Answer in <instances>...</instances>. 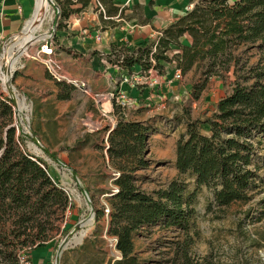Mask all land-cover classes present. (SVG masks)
I'll return each instance as SVG.
<instances>
[{
  "label": "trees",
  "instance_id": "trees-1",
  "mask_svg": "<svg viewBox=\"0 0 264 264\" xmlns=\"http://www.w3.org/2000/svg\"><path fill=\"white\" fill-rule=\"evenodd\" d=\"M90 2L56 0L61 22L88 8ZM112 2L96 0L108 16L117 12ZM183 35L191 38L189 47L180 44ZM172 48L179 52L169 58ZM249 52L258 55L252 65L249 57L244 59ZM120 53L116 61L122 67L135 65L141 73L150 68L160 73L161 61L174 62L181 75L193 67L202 69L203 84L211 76L222 77L232 67L235 79L230 93L217 101L216 111L202 122L209 128L208 136L199 132L200 122L191 121L185 112V133L175 144L177 177L166 187L147 193L136 183V173L151 164L146 158L148 140L154 133L150 126L126 120L123 108L118 107L116 124L107 137L106 155L117 187L107 199V234L116 238L121 254L113 264H138L135 233L156 225L181 234L182 242L175 243L182 250L179 264H194L190 221L199 190L211 189L209 207L222 209L249 201L264 181L259 176L264 170L260 154L264 145V0H198L192 10L144 47ZM27 137L14 123L11 100L0 94V264H18L22 248L31 246L32 250L46 243H37L43 237L34 236V224L52 215L63 217L71 208L67 194L48 175L46 162L21 149ZM183 176L193 183L191 193ZM102 215L97 211L95 219ZM71 229L72 225H66L63 233ZM57 247L55 243L54 250Z\"/></svg>",
  "mask_w": 264,
  "mask_h": 264
},
{
  "label": "rangeland",
  "instance_id": "rangeland-1",
  "mask_svg": "<svg viewBox=\"0 0 264 264\" xmlns=\"http://www.w3.org/2000/svg\"><path fill=\"white\" fill-rule=\"evenodd\" d=\"M51 5L50 15L33 33L38 40L29 44L26 55H18L14 46L23 39V29L12 38L0 40V77L10 73L9 81L13 87L11 92L5 89L1 77L0 94L11 100L14 123L28 136L20 147L45 161L47 173L55 185L71 197V208L65 211L63 217L52 215L43 218L40 224H34L32 232L34 236L43 237L37 243L59 245L68 235L63 233L66 225L73 228L78 222L90 219V201L95 212L92 224L78 229L72 236V244L64 252L69 250L74 253L72 257L63 253L60 264H113L121 258V254L116 248V238L107 234L109 219L106 206L107 196L115 193L117 187L114 184L116 175L108 164L106 147L109 130L117 121L115 113L120 109L115 97L110 94H99L102 95L100 97L87 88L84 92L72 83L54 82L47 75L44 64L35 59L47 38L52 39L56 59L63 51L56 32L59 25H64L57 13L56 0H52ZM10 46L13 49L8 54ZM67 55L71 58V69H75V56ZM13 56L16 63L10 70L9 62ZM247 57L249 65L258 59L255 52H249L244 59ZM66 74L75 79L70 73ZM234 79L231 67L222 77L211 76L203 84L202 69L193 67L177 83L178 98L172 97L153 109L147 105L136 111L137 117L154 130L148 140L146 154L151 164L136 173V183L142 191L152 193L166 187L177 177L175 144L185 133V112H188L191 121L200 122L199 132L205 135L208 126L202 122L216 111V101L230 93ZM217 81L222 83L218 90L215 86ZM202 84L203 88L198 92ZM19 102L23 103V109L18 108ZM106 102L109 104L108 111L104 109ZM122 113L125 118L131 111L124 108ZM260 154L264 156V145L260 146ZM259 176L264 179V170L259 171ZM182 179L187 184L188 193H191L192 181L184 176ZM251 196L245 203L218 209L213 205L209 207L212 190L205 187L199 190L192 205L190 221V253L194 264H264V181ZM80 209L82 212L78 213L76 210ZM71 210H74L72 215ZM100 210L103 215L96 220V212ZM85 240L87 248L78 251L77 247ZM178 241L182 242V236L175 230L161 229L159 225L141 228L133 239L138 264H179L182 250L175 244ZM31 248L27 246L22 250L28 253ZM55 253L56 250L53 260Z\"/></svg>",
  "mask_w": 264,
  "mask_h": 264
},
{
  "label": "crops",
  "instance_id": "crops-1",
  "mask_svg": "<svg viewBox=\"0 0 264 264\" xmlns=\"http://www.w3.org/2000/svg\"><path fill=\"white\" fill-rule=\"evenodd\" d=\"M197 1L113 0L112 6L117 12L108 16L104 10L97 8L96 0H91L88 8L79 14L71 15L56 32L63 50L58 54L57 60L65 72L84 83L93 94L124 93L133 101L132 106L126 108L131 113L125 119L144 122L137 117V110L147 105L153 109L172 97L178 98L177 83L181 79H173L177 70L175 63L159 62L162 70L157 75L158 86L150 88L146 82H121L117 77L120 72L116 66L117 55L123 50L144 47L148 41L159 36L162 30L192 10ZM34 5L35 0H0V40L12 38L24 29L26 22L33 15ZM179 42L189 47L191 38L183 35ZM178 52L177 48H172L168 57L172 58ZM67 54L75 56V69H71V58ZM135 73H141L138 66ZM217 83L215 86L218 90L222 83ZM208 135L209 128L205 133V136ZM76 211L82 212L81 209ZM73 212L74 210H71V215ZM87 243L86 240L83 241L77 250L87 248ZM73 253L74 251L68 250L64 255L72 257ZM53 254L52 242L43 243L28 252L32 264H55Z\"/></svg>",
  "mask_w": 264,
  "mask_h": 264
},
{
  "label": "built area",
  "instance_id": "built-area-1",
  "mask_svg": "<svg viewBox=\"0 0 264 264\" xmlns=\"http://www.w3.org/2000/svg\"><path fill=\"white\" fill-rule=\"evenodd\" d=\"M101 9V8H100ZM102 10V9H101ZM1 15V14H0ZM153 52L155 51L154 48H152ZM35 59L38 61H41L42 64L45 66V71L49 78L53 80L56 83H72L80 88L84 92H86V86L84 83L75 80V79H70L66 72L64 71L62 65L60 62L55 58V53H54V47L52 45V39L47 38L43 41V44L41 46L40 52H38L35 56ZM152 64L154 62L152 59H150ZM116 66L119 68V73L117 75L118 79L123 82V83H139V82H146L148 83L147 86L150 88H155L158 86V80H157V75L158 73L153 69L150 68L148 71L136 74V66L133 65L130 68L122 67L120 65V61L117 62ZM154 76V77H153ZM173 79L175 80H180L181 79V73L180 71L176 70L173 74ZM102 97V95H98ZM111 97H115V103L118 107L121 108H128L132 106L133 101L129 97H127L124 93H111ZM160 106V104H159ZM116 175V174H115ZM65 193L68 196L69 201H71L70 194L65 191ZM107 212V210H106ZM18 264H32V261L28 255L27 252L21 251L18 254Z\"/></svg>",
  "mask_w": 264,
  "mask_h": 264
},
{
  "label": "bare ground",
  "instance_id": "bare-ground-1",
  "mask_svg": "<svg viewBox=\"0 0 264 264\" xmlns=\"http://www.w3.org/2000/svg\"><path fill=\"white\" fill-rule=\"evenodd\" d=\"M51 4H52V0H35L33 17L27 23V26L25 27V29L23 31V36L24 37H23V39L21 41H18L16 44H14V46L17 47L18 55H21V54L26 55L27 54V49L29 47V44H32V43H34V42H36L38 40V37L34 36L33 33L41 25V23L43 22L44 18L46 16L50 15L51 10H52L51 9L52 8L51 7L52 6ZM44 37L47 38V36H44ZM18 38H19V36H18ZM12 46H13V44H12ZM11 49H13V47L11 48V46H10V49L8 50L9 51L8 54H11V52H12ZM3 60H5V59H3ZM15 61H16V57L13 56V58L10 59V62H9V69L10 70L13 69ZM9 74L4 75L3 77L1 76V77H2V81H3V87L5 89L11 90V89H13V87L10 85V81H9L10 80V75ZM104 104H105L104 109H106L108 111L109 110V104H108V102H106ZM104 104H103V106H104ZM18 108L19 109H23L24 108L23 103H20L19 102L18 103ZM82 236H83V234H81L80 237H82Z\"/></svg>",
  "mask_w": 264,
  "mask_h": 264
},
{
  "label": "water",
  "instance_id": "water-1",
  "mask_svg": "<svg viewBox=\"0 0 264 264\" xmlns=\"http://www.w3.org/2000/svg\"><path fill=\"white\" fill-rule=\"evenodd\" d=\"M24 29H25V27H24ZM24 29H23V31H24ZM54 33V32H53ZM12 48V47H11ZM15 63H16V61H15ZM0 69H1V65H0ZM2 83H3V81H2ZM10 92H11V90H10ZM32 141L34 142V143H37V140L35 139V138H32ZM72 176H75V174L74 173H72ZM113 194H111V195H109V196H107V197H111ZM87 198H88V196H87ZM88 201H89V199H88ZM89 204H90V219L88 220V221H80V222H78L71 230H70V232L68 233V235L64 238V240H62L60 243H59V245H58V247H57V250H56V253H55V260H54V263L55 264H60V259H61V256H62V254L64 253V251L65 250H67L68 249V247L70 246V244H72V241H71V238H72V236L75 234V233H77L78 232V229H80V228H83V227H85V226H88V225H90V224H92V219H93V217H94V211H93V205H92V203H90V201H89ZM107 207V217H108V219H109V216H108V213H109V208H108V206H106ZM108 225H109V220H108Z\"/></svg>",
  "mask_w": 264,
  "mask_h": 264
}]
</instances>
